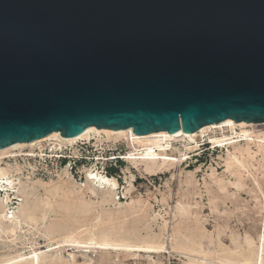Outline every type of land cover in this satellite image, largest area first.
<instances>
[{
    "label": "water",
    "instance_id": "obj_1",
    "mask_svg": "<svg viewBox=\"0 0 264 264\" xmlns=\"http://www.w3.org/2000/svg\"><path fill=\"white\" fill-rule=\"evenodd\" d=\"M227 118L264 122V0H0V148Z\"/></svg>",
    "mask_w": 264,
    "mask_h": 264
},
{
    "label": "rangeland",
    "instance_id": "obj_2",
    "mask_svg": "<svg viewBox=\"0 0 264 264\" xmlns=\"http://www.w3.org/2000/svg\"><path fill=\"white\" fill-rule=\"evenodd\" d=\"M256 129L264 130V127L258 126ZM197 139L199 145L191 148L181 164L155 175H139L132 168L127 172L126 162L119 158L103 162L99 160L96 166L103 168L104 174L117 179L116 197L122 205L101 202V190H97V195L92 194L85 183L83 167H93L94 155L111 158L126 153L129 150L127 144L119 141L95 145L94 141L88 143L80 140L74 145L76 154L68 149L57 154L62 156L47 157L45 161L38 160L35 163L31 160L36 165L34 175L30 179L21 177L23 200L20 205L16 203L12 206L15 212L27 205L32 206L40 215L45 203H50V216L43 228L52 234L85 228L93 221L95 209L105 212L101 215L104 224H99V230L110 228L113 224L114 227L122 226L130 233L136 232V236H146L152 232L158 234V226L165 218L184 235L193 238L203 236L204 245L216 246L220 256L221 248H234L238 240L243 241L244 237L256 240L259 230L264 226V154L257 152V147L252 145L254 153L251 159L246 157L247 168H241L239 175L236 169H226L223 160L226 152L223 148L213 147L202 137L198 136ZM175 145L178 146L177 143ZM45 151L49 155L47 148ZM66 164L70 177L64 175L60 180L58 173ZM129 182L132 187L126 193L124 189ZM27 195L28 199L25 198ZM130 200L136 202L132 204ZM179 204L185 205L192 213L174 216ZM134 206H139L141 210L131 214ZM108 212L114 213V221H106ZM79 222L81 227L77 228ZM93 222L96 223V220ZM30 241L36 243L33 247L47 250L45 238L36 234L33 239L25 241V245L18 241L16 245L10 242L8 247L0 246V258L14 254L17 250L27 252ZM167 245L170 247L169 252L155 254V259L163 264H187L180 250L172 251L169 243ZM77 255V264H113L110 258L116 259L117 264H147L146 259L135 260L136 263L125 253L98 254L96 261L89 263L83 261L80 252Z\"/></svg>",
    "mask_w": 264,
    "mask_h": 264
},
{
    "label": "bare ground",
    "instance_id": "obj_3",
    "mask_svg": "<svg viewBox=\"0 0 264 264\" xmlns=\"http://www.w3.org/2000/svg\"><path fill=\"white\" fill-rule=\"evenodd\" d=\"M258 126L263 128L264 122H234L227 118L217 123L203 125L189 133L180 129L174 133L160 130L143 135L133 133L131 128L112 130L89 126L76 136L63 137L59 131H53L30 142H16L0 148L1 248L8 247L10 242L16 245L19 241L25 245V241L33 239L36 234L47 241L45 245L47 250L45 251L33 247L36 243L30 241V249L27 252L17 250L14 254L9 256L7 254L5 258L2 256L0 264H77L78 252H80L83 261L87 263L96 261L95 258L98 254L125 253L134 261L146 259L147 264H163L155 259L154 255L168 253L170 248L168 243L173 249L172 251L180 250V254L182 253L186 257L187 264H264V226L259 230L256 240L244 237L243 241L238 240V245L234 248H221L222 255L219 256V249L216 246L204 245L203 236L193 238L184 235L165 218L158 226V234L151 231L152 234L136 236V232L130 233L122 226L114 227L113 224V227L110 225V228L99 230L98 226L103 221L101 215L105 212L102 209H95L93 221L96 220V223L91 221L89 226L85 225V228L77 230L81 227L79 222L77 231L52 234L50 230L43 228L50 216V203H45L40 215L32 206L27 205L19 212H15L14 206H12L16 203L20 205L23 200V192L20 191V186H23L21 177L26 176L30 179L34 175L36 165L31 160L35 163L38 160L45 161L47 157L62 156L57 154L68 149L73 151L74 145L80 140H85L88 143L94 141L95 145L119 141L127 144L129 150L126 153L111 158L94 155L92 158L93 167H83L85 183L91 193L97 195V190L99 192L101 190L102 195L99 197L101 202L120 205L121 202L116 197L118 181L114 176L104 174L103 168L96 166L99 160L103 162L107 159H122L126 162L127 172L132 168L139 175L164 173L186 159L191 148L199 145L197 139L199 136L211 143L213 147L223 148L226 152L223 159L226 169H236L239 174L241 168H247L246 157H250L252 152L254 153V150H251L252 145L257 147V152L264 154V130L256 129ZM241 142L243 143L241 144ZM176 143L178 146L175 145ZM45 148L48 149L49 155ZM73 153L76 154L74 151ZM64 175L70 177L67 164L61 168L58 178L62 180ZM130 176L132 177L133 174L131 173ZM40 181L39 179L38 182ZM238 182L240 183V181ZM131 187L132 183L129 182L124 189L125 192H130ZM25 198L28 199V195ZM130 201L132 204L136 202L135 200ZM139 210H141L139 206H134L130 213L133 214ZM191 213L185 205L179 204L173 215L186 216ZM105 218H107L106 221H114V213L108 212ZM64 252L67 253L64 254ZM110 259L113 264H117L116 259ZM135 262L137 263V261Z\"/></svg>",
    "mask_w": 264,
    "mask_h": 264
}]
</instances>
